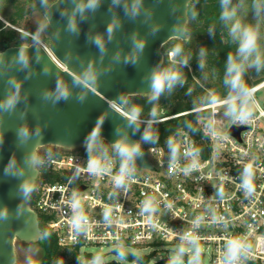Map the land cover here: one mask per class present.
I'll use <instances>...</instances> for the list:
<instances>
[{
	"label": "built area",
	"instance_id": "built-area-1",
	"mask_svg": "<svg viewBox=\"0 0 264 264\" xmlns=\"http://www.w3.org/2000/svg\"><path fill=\"white\" fill-rule=\"evenodd\" d=\"M38 44L64 68L47 45ZM261 92L264 79L198 108L209 112L202 126L205 149L180 130L168 146L142 151L152 169H140L134 159L124 160L119 154L40 148L29 207L62 247L80 250L95 245L116 250L165 243L203 244L211 264H264ZM245 100L254 109L227 120L226 109ZM110 105L129 119L123 107ZM231 129L240 130L238 137ZM229 243L238 253L234 259Z\"/></svg>",
	"mask_w": 264,
	"mask_h": 264
},
{
	"label": "water",
	"instance_id": "water-1",
	"mask_svg": "<svg viewBox=\"0 0 264 264\" xmlns=\"http://www.w3.org/2000/svg\"><path fill=\"white\" fill-rule=\"evenodd\" d=\"M190 1L98 0L95 8H89L88 0H55L45 11L42 32L49 51L64 68L39 44L9 46L0 52V103L11 99L15 104L12 110H0V264H15L16 240L42 239L37 214L29 207L39 171L35 164H25V156H36L45 146L138 144L150 124L130 120L110 104L123 107L128 97L151 94V76L162 71L163 45L174 38L188 39ZM70 20L76 31L69 29ZM97 37L103 53L94 42ZM141 43L142 50L134 47ZM21 51L27 67L18 63ZM74 80L81 86H74ZM57 81L69 91L68 99L45 100L44 93H54ZM21 127L32 135L23 144L17 136ZM239 132L230 130L237 137ZM134 161L140 169H152L145 152ZM10 163L15 165L12 171L23 175L6 174ZM22 182L32 189L27 197L19 192Z\"/></svg>",
	"mask_w": 264,
	"mask_h": 264
},
{
	"label": "trees",
	"instance_id": "trees-1",
	"mask_svg": "<svg viewBox=\"0 0 264 264\" xmlns=\"http://www.w3.org/2000/svg\"><path fill=\"white\" fill-rule=\"evenodd\" d=\"M31 0L21 4L18 0H3L6 6L14 10L7 16L9 23L21 26V21L32 9L40 11L55 0H35V5L25 7ZM235 0H191L188 7V22L186 32L189 40L171 39L162 48L174 50L175 57L169 61L165 54L162 71L171 70L180 73V80L168 90L166 89L157 99L151 94L146 96H131L126 100L123 109L129 114L133 109L138 110L136 117L143 119L166 118L160 122L151 123L144 131L139 141L140 152L150 146H168L180 130H185L197 142L200 149H205L202 126L209 112L196 110L211 102L212 99L229 98L264 79L261 77L251 82L245 62L238 54V44L228 34V19L224 18L225 10L232 9ZM264 13V0H256ZM30 39L21 38L20 33L5 25L0 20V52L14 45L29 44ZM243 64L242 72L233 88L228 73L229 57ZM213 96V97H212ZM196 110V111H193ZM148 139H145V134ZM74 151L86 152L92 155H117L115 147L104 143L98 146H81ZM42 239L37 242L41 248V256L31 264H93L97 256L85 254L84 260L79 259V249L62 247L56 238L39 223ZM121 257L127 261H138L147 264L148 256H137L121 252ZM99 264H116L115 262H99ZM154 264H174L168 258H163Z\"/></svg>",
	"mask_w": 264,
	"mask_h": 264
},
{
	"label": "rangeland",
	"instance_id": "rangeland-1",
	"mask_svg": "<svg viewBox=\"0 0 264 264\" xmlns=\"http://www.w3.org/2000/svg\"><path fill=\"white\" fill-rule=\"evenodd\" d=\"M21 4L25 0H18ZM36 1L31 0L26 4V8L35 5ZM5 3L0 0V18L1 21L9 28L17 30L21 38L27 37L30 39V43L38 44L41 42L48 46L49 40L44 36L42 28L46 22L45 11L32 9L21 21V26H16L8 22L7 16L14 10L11 6H6V10H2ZM234 10V15L228 19V34L240 45L239 34L245 27L255 29L254 33H250V36L255 38L258 45V51L261 56L262 63L257 66L254 63V57H249L245 62L246 71L251 82L264 77V13L256 0H235L232 5L231 11ZM187 33V32H186ZM188 35V34H187ZM180 40V39H179ZM189 40L188 39L184 41ZM28 45V44H24ZM169 52L162 48L163 60L165 54H168L169 61H173L175 55L169 56ZM213 97V96H212ZM264 99V92L258 95V101L262 102ZM214 100V99H212ZM211 100V101H212ZM251 102L248 100L236 103L226 109V119L228 120L233 114L246 113L253 110ZM199 110V109H196ZM193 110V111H196ZM160 119H148V120H164ZM157 121V122H160ZM40 149V148H39ZM53 149L52 146L42 147L40 150L46 151ZM15 264H31L34 260L41 256V248L37 242L25 243L20 240L15 241ZM121 252H128L137 256H148L149 261L147 264H154L155 262L168 258L174 264H211L210 253L207 247L203 244H183V243H165L161 245H142L137 247L125 246L123 249H116L112 247H99L95 245L84 246L79 250V259L84 260L85 254H93L97 256L99 262H115L116 264H140L138 261H127L121 257Z\"/></svg>",
	"mask_w": 264,
	"mask_h": 264
},
{
	"label": "clouds",
	"instance_id": "clouds-1",
	"mask_svg": "<svg viewBox=\"0 0 264 264\" xmlns=\"http://www.w3.org/2000/svg\"><path fill=\"white\" fill-rule=\"evenodd\" d=\"M228 0H225V3H227ZM98 0H88V7L89 8H95L97 5ZM224 18L229 19L232 15H234V10H225L224 12ZM69 29L71 31H76L75 25L70 20L69 22ZM109 34L112 32V27L110 26L108 29ZM255 29H252L250 27H245L241 30L239 34V49L238 54L241 57L242 61H247L249 57H254V63L259 66L262 63L261 56L258 51V45L255 38L250 36V33H254ZM97 45V47L101 50L103 53L104 51V45L99 37H97L94 41ZM135 48L142 50L143 44H135ZM176 53L173 52L171 55H175ZM18 63L22 67L28 66V61L25 58V55L23 51H21L18 55ZM243 68L242 63H238L233 57H229V67H228V73L231 76V79L229 81H226V83H230L233 88L237 87V81L239 80V77L241 75ZM180 80V73L177 71H171V70H163V71H154L151 76V97L152 99H157L166 89L170 90L175 83H177ZM10 86L13 89H16L18 91V85L14 81H9ZM74 86H81L80 81H73ZM70 93L69 91L63 86L59 81H57L56 89L54 93L45 92L44 93V99L45 100H52L53 103L61 100V99H68ZM80 100H83L84 97L80 96L78 97ZM123 103V101H121ZM15 104L14 101L9 99L6 103H0V110H12L14 108ZM138 115V110L133 109L132 112L129 114V119H134ZM37 137H39L40 133L37 130L35 133ZM17 136L19 141L23 144L26 143L28 140L32 138V135L29 133L27 128L21 127L18 129ZM97 136V133L95 130H93L90 140L95 141ZM148 134H145V139H148ZM117 153L120 155V157L124 160L131 161L135 158V156L140 154V147L139 144H129L125 143L124 141H119L114 145ZM25 164L34 165L36 163V157L34 154L32 155H26L24 158ZM15 168V165L13 163H10L8 167L5 168L6 174L11 175H19L22 176L23 173H17L12 171V169ZM31 187L26 183L22 182L19 187V192L22 197H27L28 194L31 192ZM6 216V212L4 213ZM229 253L233 257V259L238 255L236 249L233 247L231 243H229ZM93 264H99L98 260H94Z\"/></svg>",
	"mask_w": 264,
	"mask_h": 264
}]
</instances>
